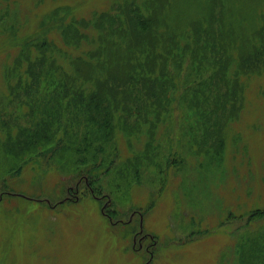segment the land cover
<instances>
[{
  "label": "rangeland",
  "instance_id": "obj_1",
  "mask_svg": "<svg viewBox=\"0 0 264 264\" xmlns=\"http://www.w3.org/2000/svg\"><path fill=\"white\" fill-rule=\"evenodd\" d=\"M225 1L223 46L246 55L264 0ZM143 2L0 0V264H264V69L236 77V64L215 65L221 4L133 7L151 13L147 26L168 33L175 55L197 35L201 45L166 54L163 84L130 85L109 56L108 88H87L101 97L84 118L61 101L44 64L28 69V38L46 33L75 57L114 27L109 15L122 29V8ZM70 19H95L78 48L60 30ZM79 67L99 81L90 64ZM106 92L122 100L103 103Z\"/></svg>",
  "mask_w": 264,
  "mask_h": 264
},
{
  "label": "trees",
  "instance_id": "obj_2",
  "mask_svg": "<svg viewBox=\"0 0 264 264\" xmlns=\"http://www.w3.org/2000/svg\"><path fill=\"white\" fill-rule=\"evenodd\" d=\"M216 1L217 0H215V6L221 4V9L215 10V34L212 36V38H215V51L211 52V56L215 57V65H226L223 68H227V72L230 66L236 64V77H239L244 71H256L259 74L264 69V13L259 19L261 27L254 34L249 36L248 48H251L250 51L247 52L246 55L239 54L238 57L233 58L224 48L220 36L225 25L224 21H226L223 13L226 1ZM153 2L154 0H145L142 6L134 3L135 6L130 4L126 6V8H122L123 17L121 18L124 27L122 29H115V24L117 23L116 19L118 18L109 15L108 24L114 27L107 30V35H105L104 31L99 32L97 35L98 38L93 39V41L90 42L91 45H89L87 49L82 50L80 54L75 57H73L71 53H67L65 49L57 48L56 45L51 44L50 40H48V34L46 33H42L44 34L41 36L43 39L42 41L31 43L36 37L33 36L28 38L27 47L23 49V52L27 51L36 54L35 56H31L33 60L30 61L28 69L33 70L36 66L40 68L42 64H44L40 71L45 70L42 72H47L49 75H52V80H55L53 85L56 88H60V94L58 96H60L62 102L67 99L69 102L67 104L69 106L75 104V117L77 118H84V114L81 112L87 110L90 104H100L98 98L101 97V94L96 93L94 89L92 93H90L87 91V88H100L101 85L108 88L109 72L113 69L109 64V56L116 59L117 64H121L120 66L126 68L127 81H129L130 85L136 86V84L140 82L143 84L152 82L163 84L164 76H166L168 72L170 59L166 54H174V46L171 45L173 44L172 38L163 30L158 33L157 29L153 30L147 26V24L154 23L151 13L146 12V14L139 16V14H137L138 12L133 10V7L141 10V8L146 7L145 4ZM67 20L66 22L65 20H59V24L62 23L60 29L61 33L65 36L70 46L78 48L84 41H89L85 27H94L95 19L86 21L81 20L78 22L73 19ZM131 27H133L132 31ZM200 43L201 39H199V35H197L190 46H185L183 50H181L183 53L182 55H174L177 58H181L184 54L191 53L193 47L195 48L197 45L200 46ZM242 48V46L238 47V51L240 52ZM178 53H180V51ZM204 53L205 56H209L210 54L209 52L206 53V51ZM84 63L92 66L91 68L95 70L96 75L100 78L99 81L87 80L81 76L82 71L79 70V66ZM203 69H205V67L201 68V70ZM215 70H218L217 66H215ZM219 70L221 69L219 68ZM224 76L226 77L227 75ZM220 81L229 84V82L224 79ZM99 84L100 86H97ZM200 95H202L204 102L214 101V97L210 96L205 89L202 90ZM116 98H119V101L122 100V97L115 95V92H106L103 103L112 104L114 101L116 102ZM217 101L218 98L215 96V104H217ZM79 104L83 107L80 112L79 106L77 107ZM193 107L195 106H192V108L190 107V109H193V112L191 111L192 114H197L204 118L212 114V111L209 113L207 111L198 112L199 108L195 107L197 108V110H195ZM103 114V111H101V115ZM153 114L158 115L159 113L156 111ZM151 150L154 151V148Z\"/></svg>",
  "mask_w": 264,
  "mask_h": 264
}]
</instances>
